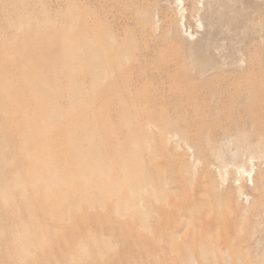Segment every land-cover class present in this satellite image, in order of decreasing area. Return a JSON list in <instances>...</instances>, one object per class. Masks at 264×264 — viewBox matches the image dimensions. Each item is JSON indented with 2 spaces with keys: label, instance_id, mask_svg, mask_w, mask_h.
<instances>
[{
  "label": "rangeland",
  "instance_id": "374dc122",
  "mask_svg": "<svg viewBox=\"0 0 264 264\" xmlns=\"http://www.w3.org/2000/svg\"><path fill=\"white\" fill-rule=\"evenodd\" d=\"M178 2L0 0V264H264V0Z\"/></svg>",
  "mask_w": 264,
  "mask_h": 264
},
{
  "label": "bare ground",
  "instance_id": "6f19581e",
  "mask_svg": "<svg viewBox=\"0 0 264 264\" xmlns=\"http://www.w3.org/2000/svg\"><path fill=\"white\" fill-rule=\"evenodd\" d=\"M181 1V0H176V2ZM179 3V2H178ZM87 50V49H86ZM90 50V48L88 49ZM87 50V51H88ZM93 50V48H92ZM95 51V50H94ZM85 52V51H84ZM91 52V51H90ZM92 54V52L90 53V55ZM94 54V53H93ZM87 55V54H86ZM85 56V55H84ZM86 57V56H85ZM88 57V56H87ZM88 59V58H87ZM91 59V57H90ZM98 59V57L96 58ZM89 61V60H88ZM92 61V60H91ZM229 85H228V89L230 90V92H236L233 93V97H229V101L222 103V105L224 106L226 105H230L232 107L235 108V112L233 114H231L230 116H227L228 120L230 121V124L227 127L221 128L220 130V137L219 138H229L231 136H237L238 134H243L245 131L244 125L243 123L245 122L246 119L250 118L253 115V108L255 105V108H257L256 110L259 109L260 113L263 112V110L261 109L262 106L260 103H258L256 100H254L255 98L253 97L252 93L246 89V87H244V85L242 83H236L235 79H233L231 77V79L228 81ZM204 94V93H203ZM213 94V93H212ZM236 94V95H235ZM214 96V95H213ZM212 96V97H213ZM204 101L206 100H210L211 96L204 94L203 97ZM254 98V99H253ZM213 99V98H212ZM210 102V101H209ZM260 106V107H259ZM198 114V113H197ZM255 114V113H254ZM262 114H257L258 117H261ZM255 117V116H254ZM252 117V118H254ZM252 122L250 123L251 129H253V132L255 134V138H256V144L258 149L264 151V122H261L260 118H256L251 120ZM239 124V127L238 125ZM246 126V125H245ZM249 126V125H247ZM248 129V127H247ZM250 135V132H249ZM210 136V135H209ZM214 136V135H213ZM243 136V135H242ZM245 138V137H244ZM249 138V136L247 137ZM232 139V138H231ZM245 140V139H244ZM248 140V139H247ZM207 147H203V145L199 144V142H195L194 144V150H195V156H196V164L199 163L201 166V170L206 173L207 168H208V163H207V157L204 155V153L206 152V150H209L211 152L216 153L217 152V148L215 147V142H217V140L215 138H206L204 139ZM220 141V140H219ZM218 141V142H219ZM236 141V140H235ZM247 142V141H246ZM223 143V141H222ZM227 143V142H226ZM239 143V142H238ZM243 143V142H242ZM220 144V143H219ZM221 145V144H220ZM240 145V144H239ZM241 146V145H240ZM193 147V146H192ZM220 147V146H219ZM206 148V149H205ZM219 149V148H218ZM240 149V148H239ZM253 149V148H252ZM257 149V148H256ZM247 151V150H246ZM248 152V151H247ZM254 152V151H253ZM258 153V152H257ZM263 153V152H262ZM212 154V153H211ZM213 155V154H212ZM255 155V154H254ZM263 155V154H262ZM215 156V155H214ZM220 156V155H219ZM251 156V155H250ZM210 157V156H209ZM213 158V157H212ZM216 158V157H215ZM214 159V158H213ZM219 160V159H218ZM215 161V160H214ZM223 162V160H222ZM210 165V164H209ZM192 167V166H191ZM190 167V168H191ZM252 167V166H251ZM250 168V167H249ZM193 171L191 174V180L193 181L195 175H196V170L192 167ZM243 172L248 173V175L251 173V171H247V170H243ZM245 173V174H246ZM247 175V177H248ZM252 176V175H251ZM225 177V176H224ZM246 177V176H245ZM246 177V178H247ZM249 178V177H248ZM245 179V178H244ZM249 180V179H248ZM253 180V179H252ZM251 180V181H252ZM221 182V181H220ZM223 182V181H222ZM261 182V181H260ZM264 182V181H263ZM218 183V182H217ZM264 184V183H262ZM205 185V184H204ZM214 185V184H213ZM261 185V184H260ZM222 186V185H221ZM220 186V188H221ZM242 186V185H240ZM264 186V185H263ZM217 187V186H216ZM262 187V185H261ZM244 188V187H243ZM241 188V189H243ZM252 188V187H251ZM240 189V190H241ZM204 191H201V189H198L196 191V194L194 196L197 195H201L203 196L204 194H208L207 191H205V189H203ZM242 191V190H241ZM260 191V190H259ZM260 194V193H259ZM263 193H261L260 196H262ZM197 198V197H196ZM257 198V197H256ZM195 200V199H194ZM261 201V200H260ZM259 201V203H260ZM253 204V203H251ZM253 206V205H252ZM245 208V207H244ZM247 209V208H246ZM244 210V209H243ZM256 211V210H255ZM258 212V211H257ZM210 213V212H209ZM209 213H205V215H208ZM185 214V213H182ZM199 215L202 214L199 212ZM205 218V217H204ZM262 260V259H261Z\"/></svg>",
  "mask_w": 264,
  "mask_h": 264
}]
</instances>
